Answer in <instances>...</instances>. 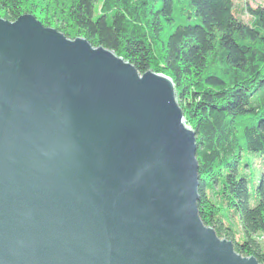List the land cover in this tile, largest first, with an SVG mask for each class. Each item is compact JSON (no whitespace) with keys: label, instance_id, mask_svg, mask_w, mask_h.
Masks as SVG:
<instances>
[{"label":"water","instance_id":"1","mask_svg":"<svg viewBox=\"0 0 264 264\" xmlns=\"http://www.w3.org/2000/svg\"><path fill=\"white\" fill-rule=\"evenodd\" d=\"M173 80L0 17V264H260L197 208Z\"/></svg>","mask_w":264,"mask_h":264},{"label":"trees","instance_id":"2","mask_svg":"<svg viewBox=\"0 0 264 264\" xmlns=\"http://www.w3.org/2000/svg\"><path fill=\"white\" fill-rule=\"evenodd\" d=\"M98 1L0 0V17L31 14L69 39L114 51L140 74L169 76L195 132L202 222L264 264V181L250 191L240 167L243 154L264 156V7L248 6L243 22L230 0H100L94 15ZM228 214L238 215L241 243L223 223Z\"/></svg>","mask_w":264,"mask_h":264},{"label":"rangeland","instance_id":"3","mask_svg":"<svg viewBox=\"0 0 264 264\" xmlns=\"http://www.w3.org/2000/svg\"><path fill=\"white\" fill-rule=\"evenodd\" d=\"M232 3L231 10L236 18L247 22L249 20L248 12L246 9L249 7L255 8L257 6L264 7V0H230ZM100 0L95 4L94 15L99 12ZM248 167L245 168V165ZM240 167L245 170L246 173L250 172L249 178V190L251 191L262 179L264 181V156L256 154H243ZM252 203V202H251ZM227 219L223 218V223L226 226H230L234 241L241 243L245 236L240 228L239 218L237 214H228Z\"/></svg>","mask_w":264,"mask_h":264}]
</instances>
